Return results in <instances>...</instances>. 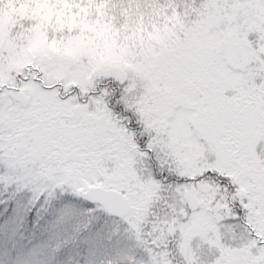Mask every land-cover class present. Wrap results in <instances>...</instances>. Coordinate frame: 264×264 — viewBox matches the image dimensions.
<instances>
[{
  "label": "snow or ice",
  "instance_id": "snow-or-ice-1",
  "mask_svg": "<svg viewBox=\"0 0 264 264\" xmlns=\"http://www.w3.org/2000/svg\"><path fill=\"white\" fill-rule=\"evenodd\" d=\"M0 264H264V0H0Z\"/></svg>",
  "mask_w": 264,
  "mask_h": 264
}]
</instances>
